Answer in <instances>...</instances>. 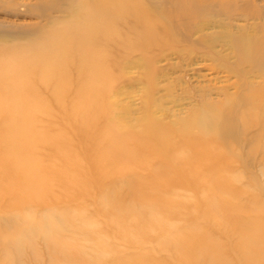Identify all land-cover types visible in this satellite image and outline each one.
Here are the masks:
<instances>
[{
  "label": "bare ground",
  "instance_id": "1",
  "mask_svg": "<svg viewBox=\"0 0 264 264\" xmlns=\"http://www.w3.org/2000/svg\"><path fill=\"white\" fill-rule=\"evenodd\" d=\"M30 10L45 23L0 27V264H166L154 259L157 249L181 264H264V183L250 169L261 160L264 178V6L35 0ZM171 60L175 66L159 67ZM200 63L234 79V91L222 86L215 100L201 88L186 115L165 120L159 79L173 69L196 73L187 68ZM129 81L142 83L137 109L119 99L128 94L121 82ZM55 108L58 131L45 128L55 124ZM43 151L59 164L44 160ZM209 155L243 162L204 191L201 217L228 244L195 218L187 217L182 230L168 219L175 204L144 197L160 183L129 172L154 161L152 181L164 172L170 182ZM110 175L116 181L101 188ZM245 176L239 191L231 189ZM57 184L71 187L74 197L100 191L94 207L104 221L84 205L39 209ZM152 241L156 246L147 247Z\"/></svg>",
  "mask_w": 264,
  "mask_h": 264
},
{
  "label": "rangeland",
  "instance_id": "2",
  "mask_svg": "<svg viewBox=\"0 0 264 264\" xmlns=\"http://www.w3.org/2000/svg\"><path fill=\"white\" fill-rule=\"evenodd\" d=\"M255 2L264 6V0L258 3V0ZM35 3V0H0V27L3 30L11 29V28H23L27 30H31L32 28L43 25V19L37 17L34 11L30 10V7ZM239 24V23H238ZM0 50L2 48L0 47ZM1 52V51H0ZM175 66V61L162 62L159 64L160 66ZM208 63H200L193 65L192 67L187 68L188 71L192 68L196 69V73L189 71L187 75H181L178 71L174 72L173 70L169 71V74L165 77L159 79V88L160 91L158 93L162 102L164 103V108H166L165 113H167V117L165 120L171 121L173 120V114L177 115H186L190 103H192L193 99H196V95L199 92V89L205 88L211 90V98L217 100L220 99L217 94H220L219 88L223 86L228 88L230 92L234 91V79L227 80V78L222 76V74H216L213 71H210V66ZM136 71L130 76H136ZM28 78V77H26ZM31 78V77H29ZM180 78L182 80H180ZM133 79L131 78V81ZM121 82L124 93L119 99L120 101L126 102L133 106L134 109L139 108L141 104V94L140 90L142 88L141 82ZM255 82L260 80L256 79ZM172 85L170 88V93L165 90L166 87ZM174 87V88H173ZM175 90V91H174ZM196 92V93H195ZM39 94L43 97V100L46 103H49V99L46 97L45 90H40ZM194 94V95H193ZM193 97V98H192ZM189 104V105H188ZM169 111V112H168ZM53 114L55 116L54 125L50 127L47 125L45 128H51L53 130L58 131L61 129L59 125H56L58 118V111L56 108L53 110ZM42 125H44V120L39 119ZM58 124V123H57ZM44 129V128H42ZM83 146L81 144L73 145L74 151H81ZM177 152V151H176ZM185 152V151H180ZM177 154V153H176ZM41 157L49 163H57L59 161L56 157L51 156L49 158V154L46 151H43ZM189 162V161H188ZM255 163V164H254ZM252 163L253 166L256 164H262V161H256ZM154 161H151V166L149 168L137 167L134 170L129 171L130 174H135L141 178L143 182H156L160 183V185L152 186L151 188H147V194L144 196L146 199H151L155 202H160L163 206L165 202H169V205L174 206L175 211L173 210V217L168 219H172L173 222L177 223L181 226V229L186 228V223L184 220L186 218H195L200 222L203 230L206 232H212L217 237H219L224 244L229 243V238H226L221 232L219 227L211 220L206 219V221L201 217V213L203 211V200L208 195L206 194L205 187L209 185V183L219 177L222 180V177L229 175L232 171H236L244 168L243 162L237 160L234 157H226L224 156H214L209 155L205 158H200L197 161L193 162L191 168H193V172L189 174V170L186 171V174L180 175V179L178 180H170L167 181L168 178H165L160 172H156L160 178L156 181L153 180L152 173L149 169L159 167ZM258 164L256 167H251L250 169L256 173L257 181L259 184L264 183V178L261 173H259ZM183 165V164H182ZM248 168V167H247ZM160 171V170H159ZM84 178L86 176L82 175ZM117 177L115 175H110L108 178H105L101 181V188H104L109 182L116 181ZM80 180V179H79ZM248 181V178L245 176L241 183L233 182L231 189L237 192L241 187ZM163 183V184H162ZM158 191V192H156ZM100 191L91 190V192L84 197H74L73 189L68 186H60V185H52L46 191V200L45 203H41L40 206L37 205L39 209H42L46 206H58L61 204H67L70 206H86L89 213L92 217L96 218L98 221L103 222L104 217L96 213L95 210V200ZM160 192V193H159ZM160 194V195H159ZM261 194V193H260ZM251 195V194H250ZM125 198H128L127 194H124ZM262 196V195H261ZM264 196V192H263ZM264 198V197H263ZM167 206V205H166ZM165 206V207H166ZM176 217V218H175ZM177 219V220H176ZM184 225V228H183ZM104 228V227H103ZM156 244L152 241L147 244V247H155ZM131 251H134L132 248ZM156 253H152L156 260L165 259L166 264H181L178 261V258L175 255L167 256L164 252L155 251ZM231 255L234 256L233 252Z\"/></svg>",
  "mask_w": 264,
  "mask_h": 264
}]
</instances>
